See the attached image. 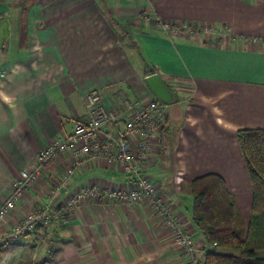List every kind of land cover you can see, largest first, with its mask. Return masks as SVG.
<instances>
[{
	"label": "crops",
	"instance_id": "crops-1",
	"mask_svg": "<svg viewBox=\"0 0 264 264\" xmlns=\"http://www.w3.org/2000/svg\"><path fill=\"white\" fill-rule=\"evenodd\" d=\"M151 77L168 101L151 91ZM91 91L122 116L100 138L150 99L168 104L143 175L196 252L173 242L147 200L107 197L130 189L124 164L106 156L77 163L62 152L0 217V264H203L209 246L193 220L191 182L219 176L245 224L252 213L238 131L264 128V0H0V207L36 154L86 120ZM130 141L139 144L137 135ZM69 167L76 174L63 182ZM83 187L99 194L66 207ZM47 203L58 211L48 230L10 239Z\"/></svg>",
	"mask_w": 264,
	"mask_h": 264
},
{
	"label": "built area",
	"instance_id": "built-area-1",
	"mask_svg": "<svg viewBox=\"0 0 264 264\" xmlns=\"http://www.w3.org/2000/svg\"><path fill=\"white\" fill-rule=\"evenodd\" d=\"M87 116L84 121L75 122L72 131L64 137L55 139L36 154V165L29 170H22L20 176L13 181L11 192L0 207V217L12 210L24 190L33 179L39 176L45 166L62 152H70L77 157L78 162L96 156H106L124 164V169L131 179V187L126 191L110 192L107 197H116L120 201L139 202L147 200L167 224L171 231L173 242L192 256L196 252V245L192 234L183 226L178 214L161 197L158 187L143 175V166L146 161L151 141L162 129L168 111V104L156 99H150L145 104L134 109L130 117L123 121L121 130L102 133V128L108 123H117L122 116L114 111L107 110L100 104L99 95L91 91L85 96ZM138 136V146L131 144L130 138ZM76 174L73 167H69L62 179L65 182ZM57 189L50 190L49 199H54ZM99 194L97 189L80 188L72 192L64 202L66 207L73 206L89 195ZM58 211L47 203L31 211L11 231L10 239L31 233L36 228L48 230L53 220H56Z\"/></svg>",
	"mask_w": 264,
	"mask_h": 264
},
{
	"label": "trees",
	"instance_id": "trees-1",
	"mask_svg": "<svg viewBox=\"0 0 264 264\" xmlns=\"http://www.w3.org/2000/svg\"><path fill=\"white\" fill-rule=\"evenodd\" d=\"M238 140L252 186L247 224L219 176L206 174L191 182L193 220L209 246L203 264H264V128L241 129Z\"/></svg>",
	"mask_w": 264,
	"mask_h": 264
},
{
	"label": "water",
	"instance_id": "water-1",
	"mask_svg": "<svg viewBox=\"0 0 264 264\" xmlns=\"http://www.w3.org/2000/svg\"><path fill=\"white\" fill-rule=\"evenodd\" d=\"M156 77H151L147 79V83L151 91L160 99L168 101V93L165 87L158 81H154Z\"/></svg>",
	"mask_w": 264,
	"mask_h": 264
},
{
	"label": "rangeland",
	"instance_id": "rangeland-1",
	"mask_svg": "<svg viewBox=\"0 0 264 264\" xmlns=\"http://www.w3.org/2000/svg\"><path fill=\"white\" fill-rule=\"evenodd\" d=\"M196 245V244H195ZM222 252H229V253H235L233 250H227V249H221Z\"/></svg>",
	"mask_w": 264,
	"mask_h": 264
}]
</instances>
